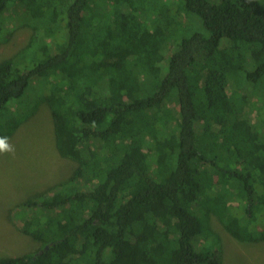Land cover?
Wrapping results in <instances>:
<instances>
[{
	"label": "trees",
	"instance_id": "obj_1",
	"mask_svg": "<svg viewBox=\"0 0 264 264\" xmlns=\"http://www.w3.org/2000/svg\"><path fill=\"white\" fill-rule=\"evenodd\" d=\"M17 25L0 137L45 105L76 166L0 264H222L211 217L264 241V0H0V43Z\"/></svg>",
	"mask_w": 264,
	"mask_h": 264
},
{
	"label": "rangeland",
	"instance_id": "obj_2",
	"mask_svg": "<svg viewBox=\"0 0 264 264\" xmlns=\"http://www.w3.org/2000/svg\"><path fill=\"white\" fill-rule=\"evenodd\" d=\"M30 32L29 27L17 25L10 38L0 43V60L22 48ZM44 80L40 77L34 83L30 79L23 98ZM7 142L13 151L0 152V257L34 249L36 244L20 232L23 216L27 215L19 209L21 203L65 180L76 166L56 152L52 120L45 105L21 123ZM209 225L220 237L222 264H264V241H236L214 217Z\"/></svg>",
	"mask_w": 264,
	"mask_h": 264
},
{
	"label": "clouds",
	"instance_id": "obj_3",
	"mask_svg": "<svg viewBox=\"0 0 264 264\" xmlns=\"http://www.w3.org/2000/svg\"><path fill=\"white\" fill-rule=\"evenodd\" d=\"M13 151L12 147L7 142V137H0V152Z\"/></svg>",
	"mask_w": 264,
	"mask_h": 264
}]
</instances>
